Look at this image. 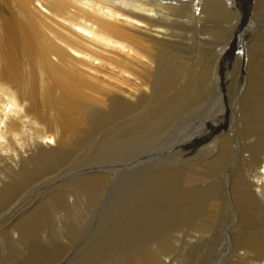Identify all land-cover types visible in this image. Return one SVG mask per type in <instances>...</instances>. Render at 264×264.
<instances>
[{
  "label": "rangeland",
  "instance_id": "1",
  "mask_svg": "<svg viewBox=\"0 0 264 264\" xmlns=\"http://www.w3.org/2000/svg\"><path fill=\"white\" fill-rule=\"evenodd\" d=\"M242 2L252 11L221 38L196 34L170 60L165 91L136 93L114 117L113 88L79 80L84 114L103 121L83 124L64 163L0 203V264H143L147 252L158 264H252L264 254L244 242L264 245V0ZM79 176L97 178L98 191L78 189Z\"/></svg>",
  "mask_w": 264,
  "mask_h": 264
},
{
  "label": "bare ground",
  "instance_id": "2",
  "mask_svg": "<svg viewBox=\"0 0 264 264\" xmlns=\"http://www.w3.org/2000/svg\"><path fill=\"white\" fill-rule=\"evenodd\" d=\"M251 9L241 0H0V203L64 163L83 124L102 123L84 114L79 80L113 88L117 96L108 99L106 115L114 117L136 93L167 89L166 65L185 58L181 50L197 43L196 34L221 38L227 23ZM73 181L91 194L101 184L81 176ZM262 185L254 183L261 196ZM155 231L147 233L152 243ZM244 242L264 251L260 241ZM263 256L251 257L252 264H264ZM153 258L147 252L138 261L158 264Z\"/></svg>",
  "mask_w": 264,
  "mask_h": 264
}]
</instances>
